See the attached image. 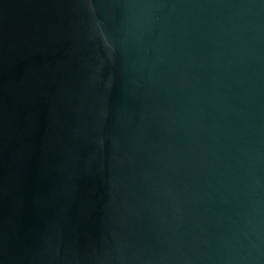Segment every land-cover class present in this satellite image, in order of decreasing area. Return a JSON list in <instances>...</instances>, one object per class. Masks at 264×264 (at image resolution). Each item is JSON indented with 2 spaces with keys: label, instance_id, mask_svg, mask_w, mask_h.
I'll list each match as a JSON object with an SVG mask.
<instances>
[{
  "label": "water",
  "instance_id": "95a60500",
  "mask_svg": "<svg viewBox=\"0 0 264 264\" xmlns=\"http://www.w3.org/2000/svg\"><path fill=\"white\" fill-rule=\"evenodd\" d=\"M0 264H264V0H0Z\"/></svg>",
  "mask_w": 264,
  "mask_h": 264
}]
</instances>
